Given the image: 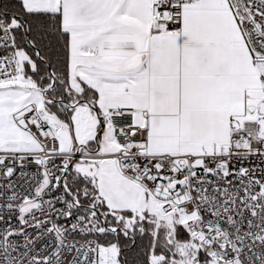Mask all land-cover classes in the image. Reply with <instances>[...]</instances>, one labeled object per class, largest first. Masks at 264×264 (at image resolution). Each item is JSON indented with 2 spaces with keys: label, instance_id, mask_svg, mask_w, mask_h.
Returning a JSON list of instances; mask_svg holds the SVG:
<instances>
[{
  "label": "snow or ice",
  "instance_id": "snow-or-ice-1",
  "mask_svg": "<svg viewBox=\"0 0 264 264\" xmlns=\"http://www.w3.org/2000/svg\"><path fill=\"white\" fill-rule=\"evenodd\" d=\"M0 264H264V0H0Z\"/></svg>",
  "mask_w": 264,
  "mask_h": 264
}]
</instances>
